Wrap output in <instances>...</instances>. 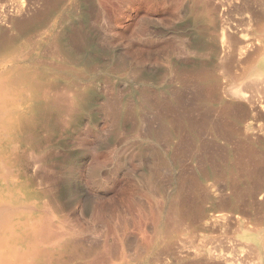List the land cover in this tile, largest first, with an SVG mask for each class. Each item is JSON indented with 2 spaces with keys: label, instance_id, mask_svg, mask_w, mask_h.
I'll return each instance as SVG.
<instances>
[{
  "label": "rangeland",
  "instance_id": "obj_1",
  "mask_svg": "<svg viewBox=\"0 0 264 264\" xmlns=\"http://www.w3.org/2000/svg\"><path fill=\"white\" fill-rule=\"evenodd\" d=\"M20 1L26 30L4 29L50 69L15 166L46 264H205V242L264 264V0ZM49 26L89 63L52 55Z\"/></svg>",
  "mask_w": 264,
  "mask_h": 264
},
{
  "label": "bare ground",
  "instance_id": "obj_2",
  "mask_svg": "<svg viewBox=\"0 0 264 264\" xmlns=\"http://www.w3.org/2000/svg\"><path fill=\"white\" fill-rule=\"evenodd\" d=\"M26 9L27 5L20 0H0V31L3 32L0 37V264H46L49 256H53L33 243L37 221L30 206L36 202L40 191L33 187L30 179L21 180L15 167L23 157L24 144L30 141L37 124L47 122L46 111L53 104L48 97L38 100L35 94H30L36 87L51 85L50 69L28 48L31 45L41 49V40L31 41L29 37L22 40V36L9 34L4 29L11 24L26 30L30 20L22 16L16 18ZM50 40L52 55L71 64L89 63L87 52L73 53L65 34L51 30ZM25 83L29 88L23 86ZM226 218L223 213L207 215L202 218L199 231L215 227ZM187 253L205 264H214L217 259L227 260L226 253L207 242Z\"/></svg>",
  "mask_w": 264,
  "mask_h": 264
}]
</instances>
